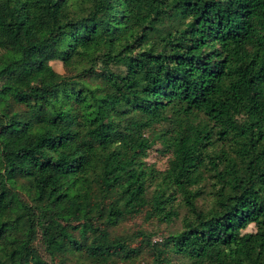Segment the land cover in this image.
Instances as JSON below:
<instances>
[{"label":"trees","instance_id":"16d2710c","mask_svg":"<svg viewBox=\"0 0 264 264\" xmlns=\"http://www.w3.org/2000/svg\"><path fill=\"white\" fill-rule=\"evenodd\" d=\"M0 264H264V0H0Z\"/></svg>","mask_w":264,"mask_h":264},{"label":"rangeland","instance_id":"374dc122","mask_svg":"<svg viewBox=\"0 0 264 264\" xmlns=\"http://www.w3.org/2000/svg\"><path fill=\"white\" fill-rule=\"evenodd\" d=\"M54 65L56 66L58 70L63 72V68L59 62H55ZM158 158H159L158 154L153 150L151 152L150 157L147 160L151 163V162L158 160ZM159 165L160 167H164V161H160ZM254 229H255L254 226L249 227V230H254Z\"/></svg>","mask_w":264,"mask_h":264}]
</instances>
